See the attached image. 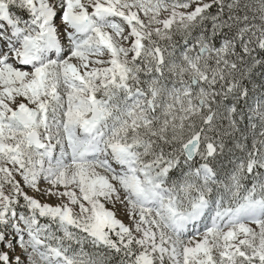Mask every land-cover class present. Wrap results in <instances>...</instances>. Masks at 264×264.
Here are the masks:
<instances>
[{
  "label": "snow or ice",
  "instance_id": "obj_1",
  "mask_svg": "<svg viewBox=\"0 0 264 264\" xmlns=\"http://www.w3.org/2000/svg\"><path fill=\"white\" fill-rule=\"evenodd\" d=\"M0 264H264V0H0Z\"/></svg>",
  "mask_w": 264,
  "mask_h": 264
}]
</instances>
